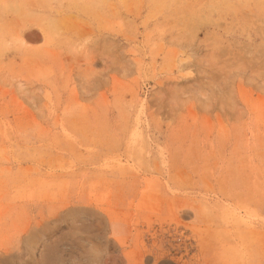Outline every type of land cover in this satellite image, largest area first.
Returning <instances> with one entry per match:
<instances>
[{"label":"rangeland","instance_id":"1","mask_svg":"<svg viewBox=\"0 0 264 264\" xmlns=\"http://www.w3.org/2000/svg\"><path fill=\"white\" fill-rule=\"evenodd\" d=\"M163 262L264 264V0H0V264Z\"/></svg>","mask_w":264,"mask_h":264},{"label":"water","instance_id":"2","mask_svg":"<svg viewBox=\"0 0 264 264\" xmlns=\"http://www.w3.org/2000/svg\"><path fill=\"white\" fill-rule=\"evenodd\" d=\"M161 264H174V263H171V262H163Z\"/></svg>","mask_w":264,"mask_h":264},{"label":"bare ground","instance_id":"3","mask_svg":"<svg viewBox=\"0 0 264 264\" xmlns=\"http://www.w3.org/2000/svg\"><path fill=\"white\" fill-rule=\"evenodd\" d=\"M38 17V16H37Z\"/></svg>","mask_w":264,"mask_h":264}]
</instances>
